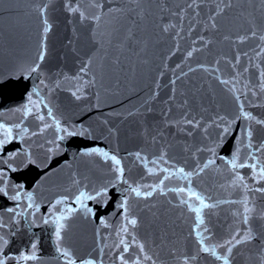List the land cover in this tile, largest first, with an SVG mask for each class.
I'll return each instance as SVG.
<instances>
[{"label": "water", "instance_id": "water-1", "mask_svg": "<svg viewBox=\"0 0 264 264\" xmlns=\"http://www.w3.org/2000/svg\"><path fill=\"white\" fill-rule=\"evenodd\" d=\"M46 2L48 0H0V124L12 129L9 142L0 146V171L7 174L10 195L13 191L21 192L19 203L22 206L27 203L23 198L27 192L33 194L35 204L39 205L34 216L22 217L18 225L0 233L8 240L3 254L28 255L32 251L31 244L36 243L39 259L21 261L20 264H65L57 252L54 225L43 224L40 218H53L51 205L67 197L63 204L57 205L56 215L64 213L68 217L62 246L71 251L77 264L89 259L94 264H120L121 238L132 244L125 254L130 261L140 257L141 264H152V261L143 260L144 253L136 246L143 244L145 253L152 256L156 264H183L184 257L197 255L199 245L194 230L195 213L181 201L189 200L198 205L190 199L192 192L205 197L208 203L241 199L244 193L240 188L230 186L234 177L230 164L225 161L231 159L237 147L241 161H246L249 153L254 151L246 147L247 140L242 135V129L249 123L253 124V144L264 142V128L242 117L236 119L240 114L237 95L243 103V111L264 119V91L259 87L264 79L259 75L264 71V55H257L264 43L251 38L247 20L252 17H241L240 6L234 3L232 9H226L224 15L217 17L218 30L213 31L204 25L210 23L207 17L214 14L219 0H208L197 9L198 16L187 8L188 0H151L143 5L150 14H146L141 26L136 28L122 14L106 11L109 7H135L129 0H107L102 9L91 7L92 0H75L87 15H100L98 23H81L78 15L65 10L67 0H51L48 19L53 27L44 41L47 55L40 64V71L29 73V66L37 62L43 40V25L36 9ZM244 7L256 17L259 36L264 32L260 14L250 6ZM172 12L179 15L174 16ZM169 23L177 27L162 32L161 28ZM129 27H133L140 43L121 54L114 44L123 40ZM225 35L231 40H224ZM245 35L249 39L244 43L235 42L237 36ZM200 36L212 43L185 61L188 50L201 46ZM109 40L113 43L109 44ZM105 50L109 58L121 55L124 72L111 71L108 60L104 59ZM238 54L240 63L233 68L227 61L235 64ZM89 56L93 57V63L84 80H90L94 73L96 83L85 86L84 95L77 100L71 94L77 81L71 78L79 74L82 63ZM216 60L220 63L215 64ZM198 65L219 71L210 75ZM189 67L197 68V71L176 81L175 99L170 100L173 85L169 81L181 72H187ZM220 79L230 83L222 84ZM37 91L39 96L35 94ZM184 99L189 101V116L200 119L201 128L190 129L176 123L183 118L185 109L177 105ZM44 104L52 108L61 127L70 131L83 127L87 130L85 134L61 140L59 136L63 133L57 132L55 127L41 132L43 124L35 119L37 110L45 116V121L52 123ZM25 105L32 109L27 118L24 116ZM219 116L234 121L231 134L221 138L218 133L222 127L213 124ZM217 123L221 122L217 120ZM181 127L185 130L181 131ZM204 127L207 132L202 130ZM23 128H27V133L22 131ZM3 131L0 128V139L4 138ZM33 132L37 134L31 135ZM92 149L107 151L121 159L124 178L133 187H139L142 192L156 190L148 198L136 197L127 184L115 180L117 173L110 171V162L100 156L82 155ZM136 152H140L143 159L138 160ZM255 154L260 157L259 162L264 163V152ZM161 155L164 160L160 159ZM209 159L215 164L200 175H193L190 183L177 174L165 180L163 185L159 184L165 175L180 168L195 172ZM162 169L169 171L165 173ZM236 171L245 176L250 186H262L251 179L250 168ZM179 187H184L185 191L179 194L169 191ZM104 188H107L106 195L84 201L92 210L87 215L80 204L73 202L81 191L88 195ZM160 188L164 189L163 194ZM253 195L257 210L264 208V198L259 193H249V198ZM125 199L127 212L119 206ZM17 203L0 194V216L6 223L10 215L6 209ZM239 208V204L219 203L215 209L203 210L211 230L210 234H205L211 235L210 243L224 241L237 228L244 227L232 215ZM70 209L78 211L70 212ZM27 211L34 212L35 206ZM126 216L135 218L137 227L127 224ZM102 220L107 227L101 224ZM261 224L264 221L254 220V231L260 233ZM125 227L128 234L122 231ZM261 245H264V238L258 235L252 244L234 249L231 264H259L256 257ZM217 253L225 254V249L217 248ZM8 264H16V261L10 259ZM189 264H222V261L199 253L196 260H189Z\"/></svg>", "mask_w": 264, "mask_h": 264}, {"label": "snow or ice", "instance_id": "snow-or-ice-1", "mask_svg": "<svg viewBox=\"0 0 264 264\" xmlns=\"http://www.w3.org/2000/svg\"><path fill=\"white\" fill-rule=\"evenodd\" d=\"M51 0H48V2L44 3L40 7L36 9L38 12L39 17L41 18V23L43 25L42 29V35L43 40L41 41V50L37 57V62L29 66V73L33 72H39L40 71V64L45 60V57L47 55V48L44 41L47 39L48 33L52 30V24L49 22L48 19V8L50 5ZM107 0H92L91 7L102 9L104 3H106ZM150 3L151 0H129V4L135 5V7H128V8H111L109 7L106 11L109 14H122L127 19H130L132 22L133 27L139 28L142 24V22L145 20L146 14H150L147 9L143 7L145 3ZM208 0H188L187 8L193 10V15L198 16L199 12L197 9H199L203 4L207 3ZM234 3L240 6L239 15L241 17H245L246 15L249 17H252L251 19L247 20V23L250 26L251 29V38L258 39L262 43H264V32L257 35L256 28L260 27L259 25H256V17L253 15V12H246L245 5L250 6L254 12H258L260 14L261 22L264 24V0H219V2L216 4L214 14H210L207 17V20L210 23H205L204 27L209 28L213 31L218 30V21L217 17L222 16L225 14L226 9H232ZM65 10L74 14L78 15L79 21L81 23L85 21L90 22H96L98 23L101 19V16L98 14H93L91 16L87 15L84 11L80 9L78 5L75 4V0H67L65 4ZM172 15L176 16L179 15L177 12H172ZM180 19L183 20V16H180ZM133 27H129L127 29V33L124 36L123 40L119 41L118 43L114 44V47L119 50V52L122 54L124 51L127 50L128 47L132 46L133 44L140 43L139 39L136 36V32L133 31ZM176 24H166L161 28V31L164 33L169 32L170 28H176ZM183 29L181 28V31ZM177 36H179V32L176 33ZM224 40H231V37L229 35H225L223 37ZM247 39H249V36H237L235 42L244 43ZM198 40L201 43V46L199 48L193 47L192 49L188 50L186 52L185 61L190 59L194 52L201 51L203 48H207L212 41L210 39H206L203 36L198 37ZM109 44H112V40L108 41ZM196 41H194V44ZM146 46V42H145ZM102 47V45H101ZM176 50L179 51V46H176ZM140 51H143V48L140 49ZM136 55H139V52L135 53ZM171 55H175V52H171ZM246 56L247 53H244ZM257 55H264V47H261V50ZM104 59L108 60V63L111 66V71L116 73H122L124 72V69L122 67V60L121 55L117 54L115 56H112L111 58L108 57L107 51L105 50V56ZM93 63V57L89 56L85 62L82 63L81 68L79 69V74L72 77L71 79L77 81V83L74 85V89L72 91V96H74L77 100L81 99L84 95L83 88L85 86H95L96 78L95 74L93 73L92 78L90 80H84L85 76L89 75V71L92 67ZM144 63H147V61H144ZM215 64H219L220 61L216 60L214 61ZM227 63L229 65H232L233 68H235L236 64L240 63V55L238 54L236 56L235 64L231 60H228ZM104 64H101V69H103ZM177 67H180V65H177ZM257 67H259L257 65ZM198 68L203 69L205 72H208L210 75L213 72H218V68H209L205 65H198ZM197 71V68L189 67L187 72H181L179 75L175 77V79H172L169 81L171 85H173L171 91L172 96L169 98L170 100L175 99V95L177 92V89L175 88V84L177 80H180L182 76H188L190 72ZM244 71H248L247 67H245ZM261 78H264V71H261L259 73ZM66 79H69V77H65ZM219 79V77H216ZM41 83H44L41 81ZM220 83L222 84H229V80L220 79ZM57 87H59V84H57ZM157 87H159V84H157ZM261 91H264V79L261 80V83L259 85ZM235 91V89H232ZM37 96H39V92L37 91L35 93ZM181 96L184 95L183 92L180 93ZM253 95H256L255 92H253ZM153 98H155L153 96ZM236 101L239 104L240 108V114L236 119H240L241 117L249 122H254L255 125H259L261 128H264V119H257L254 117L251 113H247L243 111V103H240V96H235ZM29 101L32 102V96H29ZM167 103V101H166ZM189 101L187 99L182 100L177 106L185 109V112L182 114L183 118L180 121H177L176 123H179L184 126H188L190 129H197L201 128V121L200 119H197L196 117H190L187 111ZM35 106V105H34ZM44 108L47 109V116L52 118V123L49 124L47 121H45V116L39 112V110L36 111L35 119L42 122L43 127L40 129L41 132L45 131L49 127H55L57 132L63 133V135L59 136V139L63 140L67 136H76V135H84L87 131L83 127H81L78 130H69L67 127H61L59 120H57L53 116V110L48 104L43 105ZM170 110V109H169ZM17 111H21L20 109H17ZM148 111H151V109H148ZM32 112V109L28 108L27 105H25L24 109V116L27 118L28 114ZM217 120L221 123H217ZM234 121H228L225 119L224 116H219L213 120V124L216 125V127L221 128V133H218V138H221L223 136H227L231 134L232 131V124ZM223 125V126H222ZM210 126V125H209ZM17 127H20L17 125ZM0 128H3L4 131L2 133L3 139H0V146L3 144L9 142L11 136H12V129L11 128H5L4 125L0 124ZM181 131H184L185 128L181 127ZM204 132H207V127H204L202 129ZM22 131L24 133H27V128H23ZM111 131V130H110ZM37 133L33 132L31 135H36ZM191 135V131L188 133ZM242 135L247 140L246 147L249 149H254L253 152L249 153L248 157L246 158V161H241L240 159V148L237 147L235 153L232 155L230 160H226L225 163L230 164L231 171L233 173V179L231 181L230 186L233 188H240L244 195L239 200H226V201H218L216 203H208L206 202V198L192 192L190 194V199L195 200L198 202V205H193L190 203L189 200H182L181 203L187 204L188 208L191 212L195 213V236H196V243L199 245V248L197 250V255H193L191 257H184L183 264H189V260H196L199 253H204L210 257H212L216 261H222V264H231L232 258L234 255V249H238L241 245L248 246L252 244L253 240L257 239V236L260 235L262 238H264V224L260 225L261 232L257 233L254 231L252 227V222L254 220L264 221V208H261L257 210L255 207L254 201L255 196L253 195L252 198H249V193H259L262 198H264V163H260V157L257 156L255 153L264 152V142H260L258 145H254L253 140V124L249 123L245 125V127L242 129ZM243 143V140L241 141ZM82 155L85 156H100L104 159L105 162H110L111 167L110 171H113L117 173L115 180L117 182H123L124 184L128 185V190L135 194L136 197L143 196L144 198L150 197L153 192L156 190L153 188L151 191L148 192H142L139 187H133L131 184H129L128 180L124 178V168L122 166L121 159H119L116 155H110L109 152L103 151L100 149H92L91 151H86L82 153ZM135 157L138 160L143 159L140 152L135 153ZM9 158H12L11 156ZM161 160H164V156L161 155ZM223 159V157H221ZM247 161H252V163H248ZM152 163H156V161H152ZM215 164V161L212 159H209L207 163H204L199 169L195 172L193 171H185L183 168L178 169L177 171H173L171 175H165L160 181L159 184L163 185L165 180L171 179L174 176H177L179 174L180 177L186 179L191 182V178L193 175H200L203 173L206 169H209L210 166H213ZM250 168L251 169V179L255 180L258 184H261L262 186L259 187H253L250 186L244 175H241L237 169L240 168ZM15 171V169H13ZM165 173H167L168 169H162ZM150 174H152L150 170ZM7 174L3 171H0V194H2L5 197H8L12 201L18 202L15 207H9L6 209L7 213H9V222H5L3 217L0 216V233L3 232L5 229H10L14 224L18 225L20 223V218L27 217L29 215H35V212L39 211V205L35 204V201L33 200V194L31 192H27L23 194V198L26 199L27 203L26 205H23L19 203L22 200V194L20 191H13V193L10 195L9 193V185L7 183L6 179ZM78 183V182H77ZM114 186V185H113ZM161 194L164 193V189L160 188ZM169 191H175L178 194L183 193L185 191L184 187H179L175 189H169ZM107 194V188H104L101 191H97L94 194H88L86 195L83 191L79 192L75 198L74 203L80 204L82 209H85V215L88 213H91V208H88L86 204H84L85 200H94L99 196L106 195ZM67 197L58 199L55 204L51 205L52 207V213L51 216L53 218L49 219L48 217H41V221L43 224H51L54 225V234L57 241L56 248L57 252L59 254V257L63 258L65 260V264H77V260L73 257V254L70 250L67 248H64L62 246L63 241V232L66 228L65 221L68 219L67 216L64 215V213H60L59 215H56V213L59 211L57 208V205H61L65 202ZM210 200V198H207ZM219 203H228V204H239L240 208L233 211L232 215L237 218L238 223L242 224L243 228H237L230 238L218 242V243H210L212 237L211 235H205L210 234L211 230L205 222L204 217V209H215ZM127 200L121 202L119 205L121 208H124L127 212L126 208ZM35 206V211L32 213H29L27 209H32ZM78 211L77 209H70V212ZM127 224L131 225L133 228L137 227V220L135 218L127 217ZM35 223V221H33ZM101 224H103L105 227L108 225L105 221H101ZM122 231L125 234H128L127 227L123 228ZM11 234H15L12 232ZM133 242L135 241V236L132 237ZM8 244V240L5 239V236L3 234H0V264H8V261L10 259H13L16 261V264H20L21 261H35L38 260L39 257L36 255V243L31 244V254H24L21 253L18 256H8L3 254V247ZM120 245L122 246V250L120 251L118 255V259L120 261V264H141V258L136 257L133 260H128L125 257V254L129 252V248L132 246V244L126 242L123 238L120 240ZM141 253H144L143 260L144 261H152V264H156V261L153 260L152 256L145 253V247L143 244H137L136 245ZM217 248H223L225 249V254H218ZM239 254V253H238ZM256 259L259 261V264H264V245H261L259 248V254L257 255ZM80 264H94V262L89 260L81 261Z\"/></svg>", "mask_w": 264, "mask_h": 264}]
</instances>
